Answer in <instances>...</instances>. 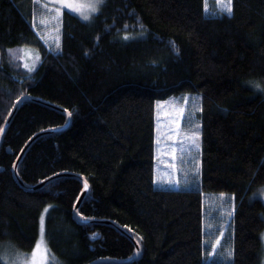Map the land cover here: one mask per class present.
<instances>
[{
	"label": "trees",
	"instance_id": "obj_1",
	"mask_svg": "<svg viewBox=\"0 0 264 264\" xmlns=\"http://www.w3.org/2000/svg\"><path fill=\"white\" fill-rule=\"evenodd\" d=\"M204 5L104 0L88 21L65 11L61 48L50 52L32 27L37 3L0 0V127L26 95L72 113L66 130L31 145L19 176L29 185L59 173L85 177L90 191L80 214L116 222L139 241L142 256L130 264L264 262V202L255 197L264 188V0H233L230 17L209 15ZM25 46L40 61L23 80L6 59ZM186 93L201 99L199 187L160 189L156 101ZM66 122L62 112L30 101L14 116L0 147V248L31 252L48 207L50 264L130 258L135 247L116 229L75 221L78 179L28 192L14 178L25 144ZM222 193L234 204L222 244L233 256L224 262L209 259L204 212L205 197Z\"/></svg>",
	"mask_w": 264,
	"mask_h": 264
},
{
	"label": "rangeland",
	"instance_id": "obj_2",
	"mask_svg": "<svg viewBox=\"0 0 264 264\" xmlns=\"http://www.w3.org/2000/svg\"><path fill=\"white\" fill-rule=\"evenodd\" d=\"M75 3L81 4L84 7L81 11L85 15H91L93 12L90 10V5L95 2V0H74ZM207 3L206 13L209 15H227L220 13V6L217 4V0H205ZM47 4L48 7H44ZM55 6L53 0H39L37 3L36 11L37 14L34 19V23L37 28L38 35L43 37L42 42L45 44L48 51L57 52L55 50L54 39L61 36V32L57 33L56 29L60 28V23L56 19V13L53 10ZM64 12H70L81 17L79 12H71L67 9L63 10ZM95 13V12H94ZM82 18V17H81ZM63 20V17H62ZM43 21V22H42ZM30 58L27 62L32 65L35 64V68L39 61L35 60L36 56L40 55L39 53L31 48ZM19 50H16L11 54L9 58L6 59L8 68L12 72L18 73L22 76L23 80L29 79L32 76V73H28L27 69L23 67L24 61L16 59L17 53ZM23 54V53H19ZM14 78V77H13ZM188 98L187 103H185V98ZM161 105L155 108V117H156V141L159 140L160 143H156V154H155V184L156 187L160 189H192L199 187V177L193 176V166L198 164L200 169L201 164V99L198 94H182L179 96H172L165 100H160ZM184 109V118H181V127H180V136H176V133L171 130L175 128L174 121L177 119V111L179 109ZM200 125V149L197 151L195 148H192L190 151L181 152V140L184 133L190 132L192 127L195 125ZM169 136L175 137L174 139H169ZM175 149V152L173 150ZM175 165V167H173ZM189 181V186H185V180ZM179 180V186H176L174 181ZM228 194L219 195H209L205 197L204 200V212H205V232L206 238L209 243L214 244L217 237L221 231L224 232V238L221 240V244L217 246L216 253L212 256H209V259H216L223 261H228L224 259V255L228 250H232L231 247H227L226 243L223 246V241L229 229V223L231 217L228 216V213L233 214V200ZM255 197L260 198L264 202V188L261 189ZM44 218L46 213L43 214ZM264 237V231L262 234ZM41 243V251L47 249V264L51 263V257L49 249L45 240V235L41 237L39 231V237L37 242ZM263 241V255H264V239ZM33 251V250H32ZM31 252L24 253L15 250L12 247L5 246L0 248V262L2 264H16L17 258H19L18 264H24L25 259L31 257ZM212 252V251H211ZM262 264H264L262 259Z\"/></svg>",
	"mask_w": 264,
	"mask_h": 264
},
{
	"label": "snow or ice",
	"instance_id": "obj_3",
	"mask_svg": "<svg viewBox=\"0 0 264 264\" xmlns=\"http://www.w3.org/2000/svg\"><path fill=\"white\" fill-rule=\"evenodd\" d=\"M35 3H39V0H34ZM54 5H58L54 7V11L56 13V19L59 21L60 23V28H57L56 31L57 33L61 32L62 29V17L64 15V11L65 9L71 11V12H79L82 19L84 21H88L90 20V15H85L81 9L84 7L81 4H77L74 2V0H53ZM104 4V0H95V2L93 4H91L90 10L91 12H98L100 10V7ZM217 4L220 6V13L221 14H227L229 17L233 14V0H217ZM44 7H48L47 4L44 5ZM205 11H207V3H205L204 5ZM43 22V21H42ZM35 24L33 23L32 27L35 28ZM127 27V26H125ZM141 30H142V26H141ZM133 37H130L128 34H125L123 39L125 40H129L132 39ZM41 39H43V37H41ZM99 39V37L97 38ZM54 43H55V50L57 52H59L60 48H61V44H60V40H59V36L57 38L54 39ZM178 49H176V52L178 53ZM9 52H12L11 49H9ZM19 53H23L22 55ZM19 53H17L16 55V59L18 60H23L24 64L23 67L25 69H27L28 73H32L35 70V64L30 65L27 60L30 58V50L27 48V46H25L24 48L19 50ZM39 56L35 57L36 61H39ZM255 88L257 90H260V86L258 84L255 85ZM188 98H185V103H187ZM161 105V101L157 100L156 101V106L159 107ZM202 110V108H201ZM67 115L69 117L72 116V113L70 111H68L67 109L64 110ZM177 119L174 121L175 124V128H173L171 131L176 133V136H180V127H181V118H184V109L181 108L177 111ZM200 125H195L194 127H192V130H190V132L188 133H184L183 134V138L181 140V147H180V151L181 152H185V151H190L192 148H195L197 151H199L200 149V144H199V139H200ZM5 131L4 127H0V134H2ZM175 137L173 136H169V139H174ZM157 144L160 143L159 140L156 141ZM173 152H175V149L173 150ZM173 167H175V165H173ZM193 176L194 177H199L200 176V169H199V165L196 164L193 166ZM173 183L176 184V186H179L180 182L179 180L174 181ZM185 186H189V181L186 179L185 180ZM85 188H87V182L85 181ZM222 196L224 195L223 193L221 194ZM234 211V208H233ZM48 212V207H45L44 209V213ZM232 213L229 212L228 216L231 217ZM44 222H45V218L44 215L40 216V233H41V237H43L44 235ZM224 238V232L221 231L219 234V237H217L216 241L214 244H212V252L209 253V256H212L214 253H216V249L217 246L221 244V240ZM262 239H264V237H262ZM137 243H139V241H137ZM233 256V251L232 250H228L226 252V254L224 255V259L228 260L229 258H231ZM19 262V258H17V262L16 264H18ZM24 264H47V249L45 248L44 251H41V243L40 241H38L36 243V245L33 248V251L31 253V257L30 260L29 259H25L24 260Z\"/></svg>",
	"mask_w": 264,
	"mask_h": 264
},
{
	"label": "water",
	"instance_id": "obj_4",
	"mask_svg": "<svg viewBox=\"0 0 264 264\" xmlns=\"http://www.w3.org/2000/svg\"><path fill=\"white\" fill-rule=\"evenodd\" d=\"M0 60H1V56H0ZM24 101H30V102H37V103H41V104H44L46 106H49L57 111H60L62 112L63 114L66 115L67 117V122L64 126L62 127H57V128H51V129H48V130H44L38 134H36L35 136H33L26 144L25 146L23 147V149L21 150V152L19 153L14 165H13V175H14V178L16 180V182L19 184V186L21 188H23L25 191H28V192H34V191H38V190H41L43 188H45L46 186H48L50 183L58 180V179H61V178H65V177H72V178H75V179H78L81 184H82V191L74 205V209H73V216H74V219L77 223L81 224V225H89V224H99V225H107V226H111L113 227L114 229H116L118 232H120L123 236H125L126 238H128L134 245L135 247V252L134 254L130 257V258H127V259H122V260H117V259H100V260H96L90 264H102V263H112V264H130V263H133L135 261H138L141 256H142V250H141V247L139 245V243H137L136 239L130 234L128 233L123 227H121L118 223L116 222H113V221H109V220H98V219H92V218H86L84 217L83 215L80 214L79 212V209H80V206L83 202V200L87 197V195L89 194V191H90V185L88 183V181L86 180L85 177L81 176V175H76V174H72V173H59V174H56V175H53L41 182H39L38 184L36 185H29V184H26L22 181V179L20 178L19 176V172H18V169H19V165L20 163L22 162L24 156L26 155L27 151L29 150V148L31 147V145L36 141L38 140L39 138L43 137V136H46V135H50V134H55V133H59V132H62L64 130H66L70 124H71V121H72V116L69 117L67 115V113L64 111V109L62 108H59L57 106H54L50 103H47L45 101H41L39 99H35V98H32L30 96H23V97H20L19 100L14 104V107L10 113V115L8 116L5 124H4V129L5 131L0 134V147H1V143H2V140L13 120V117L14 115L16 114L17 110L20 108V106L22 105V103ZM9 152H11L9 150ZM85 181L87 182V188H85Z\"/></svg>",
	"mask_w": 264,
	"mask_h": 264
},
{
	"label": "bare ground",
	"instance_id": "obj_5",
	"mask_svg": "<svg viewBox=\"0 0 264 264\" xmlns=\"http://www.w3.org/2000/svg\"><path fill=\"white\" fill-rule=\"evenodd\" d=\"M0 56H1V54H0ZM1 61H2V56H1V60H0V65H1ZM26 96H29V95H26ZM30 97H31V96H30ZM32 98H33V97H32ZM17 101H18V100H17ZM17 101H16V102H17ZM16 102H15V103H16ZM24 102H27V101H24ZM24 102H23V103H24ZM23 103H22V104H23ZM13 107H14V106H13ZM20 107H21V106H20ZM59 108H60V107H59ZM12 109H13V108H12ZM18 110H19V109H18ZM18 110H17V111H18ZM11 111H12V110H11ZM10 113H11V112H10ZM16 113H17V112H16ZM9 115H10V114H9ZM15 115H16V114H15ZM15 115H14V116H15ZM7 118H8V117H7ZM13 118H14V117H13ZM6 120H7V119H6ZM5 122H6V121H5Z\"/></svg>",
	"mask_w": 264,
	"mask_h": 264
}]
</instances>
